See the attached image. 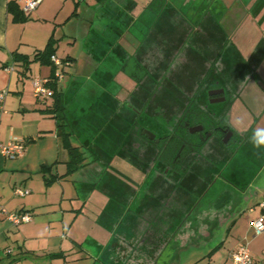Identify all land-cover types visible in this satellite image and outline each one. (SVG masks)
I'll return each instance as SVG.
<instances>
[{"label":"flooded vegetation","instance_id":"obj_1","mask_svg":"<svg viewBox=\"0 0 264 264\" xmlns=\"http://www.w3.org/2000/svg\"><path fill=\"white\" fill-rule=\"evenodd\" d=\"M173 7L190 23L176 34L178 44L163 42L159 49L143 53L148 29L137 33L130 25L111 26V33H125L96 63L93 77L72 85L74 75L68 77L65 89L72 100L66 114L75 122L72 138L85 156L79 169H99L90 191L102 183L100 172L120 171V158L129 166L145 163L139 169L142 179L135 178V192L149 181L162 185L168 177L172 189L182 188L184 177L201 163L219 175L234 159L253 164L256 174L261 171L255 155L264 156V149H244L253 130L264 128V0H177ZM189 12L194 18L187 19ZM120 39H126V45ZM111 52L116 65L103 77L99 68ZM86 94L94 96L96 113L105 108L106 119L99 116L94 123L104 120V125L128 127L126 154H112L107 165L85 132L88 122L80 117L86 104L80 97Z\"/></svg>","mask_w":264,"mask_h":264},{"label":"crops","instance_id":"obj_2","mask_svg":"<svg viewBox=\"0 0 264 264\" xmlns=\"http://www.w3.org/2000/svg\"><path fill=\"white\" fill-rule=\"evenodd\" d=\"M9 1L0 0V89L8 90L4 101L0 102V142L24 139L27 144L20 157L11 159L0 154V264H148V261L151 264H159V261L160 264H229L231 251L242 242L247 243L253 257L252 264H264V231L255 234L250 225L252 218L264 212L258 203L249 205L246 215L239 214L230 221L227 234L215 249H208V244L186 247L176 255L173 245L177 241L174 237L171 236L168 243L161 247L160 243L166 236L155 233L146 236V233L153 232L149 230V225L146 227L152 221L143 214L155 204L151 205L146 199L139 206L133 203L135 195L145 187L157 185L159 181L147 182L152 185H142L133 195L127 186L131 184L132 175L127 170H120L113 172L114 179L103 181L112 186L120 183L122 189H115L113 194L109 191V195H105L97 187L90 191L99 172L89 168L83 169L80 184L73 182L76 190L62 185L61 181L66 180L67 176L46 183L47 177L65 172L68 153L61 158L64 148L57 135L56 121L51 113L45 111L52 102L51 96L37 98L32 84V95L24 87L21 88V81L33 62L25 69L22 61L14 60L13 55L20 52L29 58L33 56L21 52L22 43H31V40L24 41L21 33H16L19 25H26L31 14L37 20H46L48 15L56 18L66 0H42L30 13H24L21 2L13 0L27 16L25 21L13 19L7 7ZM145 6L142 11H146L148 4ZM74 7H70L71 13ZM130 9L128 14L136 20L137 11L132 7ZM60 60L63 63L59 66L51 61L49 72L43 76L49 82L57 81L58 87L65 88L61 80L65 78L64 70L68 68L67 61L70 60L68 57ZM10 64H16L21 70H16V66ZM11 66L12 69H9ZM14 70L16 73H12ZM107 173L101 175L100 172V177L108 176ZM116 176L123 179L118 181ZM142 177L141 174L140 180ZM15 187L27 188L30 192L19 196L14 192ZM114 196H118V200ZM2 209L25 211L31 218L27 222L12 224ZM138 210H141L138 216L143 222L139 235L134 232L136 225L130 221ZM80 218L81 233L74 235L70 229ZM148 240H152L154 247L149 253L156 254L151 260L147 258ZM85 242L97 250L84 248ZM156 246H160V252H157ZM137 258H140L139 261Z\"/></svg>","mask_w":264,"mask_h":264},{"label":"water","instance_id":"obj_3","mask_svg":"<svg viewBox=\"0 0 264 264\" xmlns=\"http://www.w3.org/2000/svg\"><path fill=\"white\" fill-rule=\"evenodd\" d=\"M116 1L117 0H107L103 2L105 4V10L103 7V12L101 15H108L109 19L113 18L115 22L118 20L123 21V23H118V27H121L122 29L126 28L124 27L125 25L132 26L133 29L131 31H137V33L142 30L146 31L148 29L149 33L141 45L140 51H143V53L144 51L150 50L149 52H151V50L153 51L159 49L161 43L163 42L168 44L166 46L178 44L180 40L178 39L179 41L177 42L176 34H179V32L181 33L182 30L185 29V24H190L189 22L185 23L183 21V17L176 13V10L173 6L177 0H145L149 3L148 8L146 11H142L141 14H138L136 20L132 19L130 15L123 16V13L120 15L119 10L116 9L118 5ZM117 11L118 14L116 15ZM129 11H131L130 8L127 12ZM192 18H194V16L191 12H189L187 19ZM110 26H112V23H110ZM95 33V36L98 34V38L101 39L99 35L108 33V30L105 28H100ZM124 33V31H121L114 32L113 34L110 31L105 45L102 44V39L100 42L98 41L99 43L94 45L87 58L84 59L81 69L80 65L77 64V68L74 67L75 70L72 68L73 72L70 73L74 76L72 77V80H70V84L72 85L75 82H80L82 80L80 79L82 78L81 75L89 74L91 77H93L92 73L96 67V63L101 59L102 56H105L108 53L109 49L112 47V44H114V42L120 37L119 35ZM159 37H161L162 42L159 40ZM120 41L125 45L127 43L126 39H120ZM97 45L104 47L101 53L98 52ZM115 56L116 55L111 52V54H108L107 59L115 60ZM118 57L119 59L121 58L120 60H122L123 54ZM101 67L102 68L99 69V74H101L103 77H109L111 74V66L104 61ZM67 92L66 97L67 100H69L71 95H69V91ZM80 99L82 101L84 100L86 104L89 105V103L94 99V96L91 94H86L85 96L80 97ZM248 143L250 144V142ZM120 149L121 152H123V154L120 156L126 154L124 147H121ZM259 155L260 154L255 155L258 158L256 160V164L258 166L264 163V158H262L264 156ZM218 163L221 165L222 162L218 161ZM143 164L145 163L138 162L137 165L136 162L132 164V166H129V162L127 160L120 158L118 166L120 170H127L133 177H139L141 174H143L141 170H139L142 169L141 166ZM94 170L97 171L99 169ZM256 172L257 171L255 170L254 165L250 164L246 160L234 159L232 162H230L228 167L224 168L220 172V175L218 170L214 167H209L207 164L205 165V163H201L198 167L192 168V172H189L188 175L184 177L182 181V188H178L177 190L172 189L173 186L169 184L170 177L162 179V185L157 184L153 187H145L134 197L133 203H136L138 204L137 206H139L140 202L146 199L145 201H148L151 205L155 204L153 208L149 207L146 210V214H143L146 219L149 218V220L152 221L151 223L147 224L146 227L149 225V230H152L153 232L149 234L146 233V236H152L154 233L155 235L158 234L166 236L167 238H165V240L160 243L161 247L163 244L166 245L168 243V239L171 236L174 237L175 241H177V244L173 245L176 255H179L178 253H180V251L186 247H200V245H206L210 239L214 237V233H216L221 226H224L226 223L231 221L241 211L243 205L235 204V200L232 195L236 194L238 190L241 196L244 197L247 190H251V188L255 186V178L258 177ZM114 174L115 173L108 171V176H105L103 180L114 179L112 176ZM201 174L203 178L200 179L199 175ZM219 178L222 179L227 185V189H225L223 193H215L214 195H211L210 192L211 201L203 202L204 198L209 192V189ZM116 180H118V176H116ZM107 183L108 182L106 181H102L98 187L99 191L105 195H109V191H112L111 193L113 194L115 189L116 191L118 189H122L120 183L115 184L114 186ZM151 185V183L147 184V186ZM224 194H227V197L225 198V203H227L220 207L217 205V202L221 199V197H223ZM250 195L252 196L253 193ZM166 198L168 199V202L166 205L162 206V202ZM128 200L129 197L126 201ZM138 211L139 212H136L137 215L130 217V221L136 225L134 232L138 233L139 235V232H142L141 225L143 222L138 216L141 214V210ZM147 245L149 253V251L154 248L152 245V240H148ZM160 246L155 247L157 252L161 251ZM148 255L150 257L148 256L147 258L150 260L156 257V254H152L151 252ZM137 259L139 261L140 258ZM149 263L151 264L152 262L148 261V264Z\"/></svg>","mask_w":264,"mask_h":264},{"label":"rangeland","instance_id":"obj_4","mask_svg":"<svg viewBox=\"0 0 264 264\" xmlns=\"http://www.w3.org/2000/svg\"><path fill=\"white\" fill-rule=\"evenodd\" d=\"M63 1V0H61ZM65 1V0H64ZM78 3V10L76 11L77 14L73 16H69L71 13V6L74 7ZM118 3L116 9L119 10L120 15L123 16L128 15V10L130 7L133 8V10L137 11L136 16L138 14H141L142 8L147 7L146 4H149L148 1L145 0H117ZM105 4L104 3H95V0H66L64 5L62 4L61 9L59 7L58 14L56 18L53 17V15L46 16V20H37L36 18H33L32 14L28 17V23L26 25H19V29H17L16 33H21L23 36V40H31L30 42H23L21 45V49L25 53H30L33 55L34 52H37L41 49H43L48 41V39L51 37L54 40V47L56 55L59 59L61 58H67L70 60L67 61L68 65L64 71H65V78L61 80V83L64 82V87H68V77L70 76V72L72 71V68H77V65H80V69L82 67V64L84 63V59L87 58L89 52L92 50L94 45L100 42L102 39V44L105 45V42L107 41L108 35L110 34L111 26L110 23H112V26L118 27V23H121L119 20L115 22L113 18H110L107 16H102L101 13L103 12V9L105 10ZM104 7V8H103ZM75 8V7H74ZM103 8V9H102ZM112 8V7H111ZM114 12V11H113ZM118 14V11L116 12V15ZM69 16V18H67ZM110 22V23H109ZM109 25V26H108ZM100 28H105L108 30V33H105L104 35H99L101 39L95 36V32L98 31ZM110 28V31H109ZM97 37V38H95ZM33 39V40H32ZM99 41V42H98ZM98 46V45H97ZM104 47L99 45L98 46V52L101 53L102 49ZM55 55V54H54ZM116 60V58H115ZM115 60L111 59H105V63L109 64L111 67H115L116 65L114 63ZM120 60L119 58L117 61ZM31 65V69L27 71V75L24 77L23 82L21 81V88L24 87L29 95H32V87H31V78L33 77H41L44 78L43 75H47V72H49V66L50 64L43 63L41 64L40 60H33ZM104 63V61H103ZM77 64V65H76ZM12 66H16V64H10ZM76 65V66H75ZM51 67V66H50ZM79 67V66H78ZM75 68L73 70H75ZM100 67L99 69H101ZM21 70L19 66H16V70ZM16 70L12 71V73H16ZM77 70V69H76ZM78 71V70H77ZM64 72H62L63 75ZM83 78L82 81H84V84L86 82V79L88 77H91L89 74L81 75ZM86 89V88H83ZM27 93V94H28ZM86 93V92H84ZM75 141V140H74ZM251 143L247 144L246 149H244L245 152H249L251 148ZM64 148V151L62 152L61 158H65L67 156V151ZM243 152V150H242ZM264 158V157H262ZM217 159V158H216ZM218 161L222 162L223 160L221 157H218ZM256 165V164H255ZM207 166L210 167L209 164ZM260 170L258 172V177L255 178L256 181L254 182L255 186L251 188V190H247L246 194L241 196L240 192L237 190L236 194H233L232 197L234 198V203L238 205H243V208L241 211L236 215L238 216L241 214L242 216L246 215L248 212V206L249 205H255L256 203L260 202L261 195L264 193V163L260 165ZM91 168V166L85 167L86 169ZM84 169V168H83ZM82 168L78 169L76 172L70 174L67 176L66 180L61 181L63 186L69 187L76 190L73 182H79L81 183L82 178V171H84ZM259 169V168H258ZM257 170V168L255 169ZM258 171V170H257ZM55 173V172H53ZM49 175V173L47 174ZM59 184V183H58ZM227 185L224 183L222 179H217L216 182L211 186L209 189V192L207 196L204 198L203 202H210L211 201V195L223 193L225 191ZM82 192V191H81ZM80 192V196L81 193ZM211 192V195H210ZM256 192V193H255ZM253 193L251 196L250 194ZM227 194H224L222 198H226ZM231 197V196H230ZM221 198V199H222ZM78 200V199H76ZM81 199H79L80 201ZM226 201V200H225ZM227 203V202H226ZM224 201H221V203L218 201V206H223L226 204ZM216 205V206H217ZM258 205V204H257ZM81 223V218L76 221L75 224H73L72 229H70V233H74V235H79L81 233V229L79 227ZM230 224V221L226 223L224 226H221L214 237L210 239L208 244V249L214 248L215 246H218L219 243L222 242V239L227 234V229ZM84 248L96 251L97 249L94 246H90V244H87L85 242ZM168 248H166L165 253ZM165 256V254H164ZM164 257H162L163 259ZM160 264V261L158 262Z\"/></svg>","mask_w":264,"mask_h":264},{"label":"trees","instance_id":"obj_5","mask_svg":"<svg viewBox=\"0 0 264 264\" xmlns=\"http://www.w3.org/2000/svg\"><path fill=\"white\" fill-rule=\"evenodd\" d=\"M105 1L107 0H95V3H103ZM75 4L76 5H75L74 10L71 13V16L77 14L76 7L78 3L76 2ZM7 7H8V11L12 13L14 20L25 21L27 19V16H25L21 12V10L19 9L15 1L13 0L9 1ZM53 43H54V40L52 37H50L45 47L35 52L32 58H29V56L26 54L15 52L13 55V59L21 60L22 64L25 66V69H28L27 67L29 63L32 62L33 60L34 61L40 60L41 63L50 64L51 63L50 56L54 54L55 52V47ZM47 85L48 87H51L52 89V93H51L52 102L49 105V107L45 109V111L51 113L52 116L54 117L56 121V131H57L58 137L60 138V143L62 147L65 148L68 153V158L65 161V165H66L65 172L60 175L55 174L49 178L47 177L46 183L49 184L52 181L56 180L57 178L66 177L76 172L80 167L84 165L85 156H84V152L81 149L80 145H78L72 138L73 128L71 126L74 125L75 122L72 123L66 114V111L70 109L66 107H67L68 102L72 100V96H70L69 100H67L66 89L63 87H58V83L55 80H51L50 82L48 81ZM69 95H71L70 91H69ZM83 102L85 103L84 100ZM83 105H85V108H81L82 113H80L81 115L80 117L82 120H86L88 122V126L85 129V132L87 133L89 137H91L90 138L91 140H94L93 142L99 149L98 153L102 155V159H104V163H106L107 165L109 163V160L112 154H116L117 156H120L121 154H123L120 148L124 147V150H126L125 143H128L130 145V143L128 142L129 140L128 127L124 125H123L124 127H121L119 123H115V122L107 123V125H104L106 122L104 120L106 118L103 116L102 113H104L105 108H99L101 112L98 111L96 113L95 111L96 108L94 109V99L89 103V105L88 104H83ZM101 106H103V103L100 104V107ZM71 113H73L74 115L73 117L77 120V114L74 112V110L71 111ZM99 116H103L104 120L103 121L101 120V122L96 121L94 123V120H96L97 118H98L97 120H99ZM93 136L95 139H93ZM119 178H118V181L123 179L122 177H119ZM135 178L139 180L140 176L139 177L132 176L131 184L130 185L126 184L127 186L131 188L133 195L135 194L134 185L135 186L138 185V181L136 182ZM114 197L116 200H118V196H114ZM109 199L112 200L111 196ZM225 200H226L225 198H222L219 200V202L220 203L221 201L225 202ZM213 249H215V247Z\"/></svg>","mask_w":264,"mask_h":264},{"label":"built area","instance_id":"obj_6","mask_svg":"<svg viewBox=\"0 0 264 264\" xmlns=\"http://www.w3.org/2000/svg\"><path fill=\"white\" fill-rule=\"evenodd\" d=\"M22 5V10L24 13H30L34 10L42 0H19ZM50 60L55 65H61L63 63L56 55L52 54L50 56ZM12 69V66L9 67ZM48 80L46 78L41 77H33L31 78V84L33 87V93L37 98H46L51 96L52 90L47 85ZM8 90L0 89V102H3ZM27 142L24 139H16L8 142H0V154L14 159L20 157L24 154L26 149ZM15 194L19 196H24L30 192L27 188L15 187ZM262 211H264V193L261 195V200L258 202ZM5 217L12 224H19L21 222H27L30 220L31 216L28 212L25 211H15L10 212L2 209ZM250 225L253 228L255 234H258L264 231V212L259 217L252 218L250 220ZM253 257L248 249L247 243L242 242L235 249H233L230 253L229 264H252Z\"/></svg>","mask_w":264,"mask_h":264},{"label":"clouds","instance_id":"obj_7","mask_svg":"<svg viewBox=\"0 0 264 264\" xmlns=\"http://www.w3.org/2000/svg\"><path fill=\"white\" fill-rule=\"evenodd\" d=\"M250 143L256 150L264 149V128H256L253 130Z\"/></svg>","mask_w":264,"mask_h":264}]
</instances>
